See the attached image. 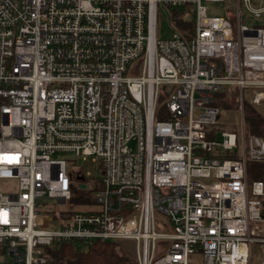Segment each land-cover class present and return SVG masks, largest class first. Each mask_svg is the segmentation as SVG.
Wrapping results in <instances>:
<instances>
[{
    "label": "built area",
    "instance_id": "2783aa9c",
    "mask_svg": "<svg viewBox=\"0 0 264 264\" xmlns=\"http://www.w3.org/2000/svg\"><path fill=\"white\" fill-rule=\"evenodd\" d=\"M203 1L226 0H0V180L16 182L0 193V264L119 240L136 264H264V179L247 180L264 139L245 138L242 108L244 90L264 105V27L239 4L264 7L217 17ZM187 6L191 26L168 16L157 33L158 9ZM225 88L241 139L212 138ZM61 155L95 164L91 202L70 203Z\"/></svg>",
    "mask_w": 264,
    "mask_h": 264
},
{
    "label": "rangeland",
    "instance_id": "374dc122",
    "mask_svg": "<svg viewBox=\"0 0 264 264\" xmlns=\"http://www.w3.org/2000/svg\"><path fill=\"white\" fill-rule=\"evenodd\" d=\"M203 5L206 8V12L208 16H217V17H225V14H227V10H230L231 12L228 13V15H233L236 12L237 4L236 0H226V1H203ZM251 6L253 8H259L264 7V0H253L251 3ZM239 8L242 13V23L246 25L249 28H260L264 27V12H262L258 17L254 16L253 13H248L244 6L242 4H239ZM190 6H187L185 8H179V9H173V10H163L158 9L157 11V33L160 34L162 37H169L171 35V29L168 25V16L171 19L172 24L176 23L177 19L185 12H189ZM192 16L191 14L189 15ZM225 95L227 96V92L224 90L215 94V100L218 95ZM251 97V91L250 90H244V97ZM229 98L228 102L223 103L220 108V118H219V124L217 125V130L215 136L212 138L215 140L221 141V135L220 133L222 131H235L238 133L239 138L241 139V114L238 112L237 107V96H227ZM239 121V128L236 129L235 123ZM244 122V136L247 139V137L250 135L247 131V124H245V120L243 118ZM246 130V132H245ZM229 154V152L227 153ZM61 158H66V167L67 171L72 174V180L71 183L73 187L71 188V201L70 203L72 205H80L91 202V199L95 195L96 191L100 188L99 185V175H97L95 164L91 162V160L88 158L85 161L78 160L74 158L72 155H61ZM250 167V162L248 163ZM80 170L83 173H90V177L86 178V186L87 188L84 190L78 188V181L75 179L76 172ZM248 183L255 181L256 179L252 178L250 176L251 168H248ZM16 190V182L15 181H3L0 180V193H5L9 191ZM51 203V202H49ZM63 217L69 218V215L63 214ZM57 229V228H53ZM119 250L128 255L133 256L134 255V248L133 243L131 241L127 240H119L116 241ZM255 255V251L252 252V257ZM192 264H199L200 263V257L195 254L191 257Z\"/></svg>",
    "mask_w": 264,
    "mask_h": 264
},
{
    "label": "trees",
    "instance_id": "16d2710c",
    "mask_svg": "<svg viewBox=\"0 0 264 264\" xmlns=\"http://www.w3.org/2000/svg\"><path fill=\"white\" fill-rule=\"evenodd\" d=\"M189 13L192 15L190 9ZM173 25L177 29H181L184 26H191L192 20L190 18L184 22L178 18ZM224 91L228 92L227 96L229 97L235 96L233 89L228 91L225 88ZM227 96L218 95L215 104L221 106L223 103L228 102L229 98ZM242 108L248 133L264 139V105L253 104L248 96L244 97L243 92ZM250 164L249 167L247 163V172L248 168H251L250 176L256 180H263L264 165L252 162ZM261 168L262 171H259ZM48 249L50 251V264H136L133 256H128L119 250L116 241L93 242L87 247L78 246L75 243H66Z\"/></svg>",
    "mask_w": 264,
    "mask_h": 264
},
{
    "label": "water",
    "instance_id": "95a60500",
    "mask_svg": "<svg viewBox=\"0 0 264 264\" xmlns=\"http://www.w3.org/2000/svg\"><path fill=\"white\" fill-rule=\"evenodd\" d=\"M75 179H76L77 181L84 182V177H82V176H77ZM85 187H86V185H85L84 183H80V184L78 185V188H80V189H85Z\"/></svg>",
    "mask_w": 264,
    "mask_h": 264
}]
</instances>
